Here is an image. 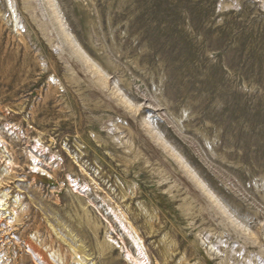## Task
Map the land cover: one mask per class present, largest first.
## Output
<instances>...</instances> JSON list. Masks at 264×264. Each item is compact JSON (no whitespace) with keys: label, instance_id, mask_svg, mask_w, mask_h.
Instances as JSON below:
<instances>
[{"label":"rangeland","instance_id":"374dc122","mask_svg":"<svg viewBox=\"0 0 264 264\" xmlns=\"http://www.w3.org/2000/svg\"><path fill=\"white\" fill-rule=\"evenodd\" d=\"M0 264H264V0H0Z\"/></svg>","mask_w":264,"mask_h":264},{"label":"bare ground","instance_id":"6f19581e","mask_svg":"<svg viewBox=\"0 0 264 264\" xmlns=\"http://www.w3.org/2000/svg\"><path fill=\"white\" fill-rule=\"evenodd\" d=\"M55 2V1H54ZM51 7V6H50ZM53 10V7H52V9H51V11ZM53 12H54V10H53ZM52 12V13H53ZM57 13V12H56ZM60 18V17H59ZM61 21V20H60ZM67 40H70L71 41V39H70V36L68 35V39ZM75 44V43H74ZM73 45V44H72ZM73 49L75 50V52H76V54L77 55H79V56H82L81 58H83L84 57V55H83V53L81 52V50L79 49V48H77L76 46H74L73 45ZM84 59V58H83ZM89 60V59H88ZM89 64V63H88ZM90 67H92V69H94L95 68V66H94V64H93V62H91V64L89 65ZM99 68V67H98ZM87 69H89L88 67H87ZM100 69V68H99ZM95 70V69H94ZM92 72V71H91ZM98 73H100V72H98ZM94 74V73H93ZM103 81V80H102ZM101 81V82H102ZM99 82V81H98ZM114 86V85H113ZM116 89V88H115ZM114 89V90H115ZM119 89V88H118ZM117 89V90H118ZM116 91V90H115ZM171 151H172V153L174 154V156L176 157V159L179 161V164H180V170H181V172L184 174V175H186L188 178H190V180H191V182H192V184L197 188V190L200 192V194H202L205 198H208V200H210L211 202H214L215 201V197H214V194H211L210 192L211 191H209L208 190V187H206V185L204 184V181H202L197 175H196V173L194 172V170H192L191 168H190V166H188V164H186V162L183 160V158L177 153V152H175L173 149H171ZM207 200V199H206ZM208 204H211V203H208ZM212 205V204H211ZM223 206V205H222ZM217 208V207H216ZM216 208H214L215 209V211H216ZM218 209V208H217ZM224 209H225V207H224ZM232 215V214H231ZM234 217V216H233ZM227 218H229V216H227ZM231 218V217H230ZM233 219V218H232ZM231 220V219H230ZM235 220V219H234ZM237 220V219H236ZM238 221V220H237ZM236 221V223H238ZM234 223V222H233ZM239 226V225H238ZM242 227V226H241ZM240 227V228H241ZM238 228V227H237ZM136 245L138 246V247H140L141 246V244H140V242L137 240L136 241Z\"/></svg>","mask_w":264,"mask_h":264}]
</instances>
